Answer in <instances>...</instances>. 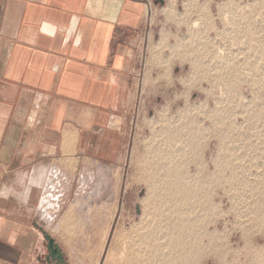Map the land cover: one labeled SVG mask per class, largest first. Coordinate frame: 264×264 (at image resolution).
Listing matches in <instances>:
<instances>
[{"label":"rangeland","instance_id":"1","mask_svg":"<svg viewBox=\"0 0 264 264\" xmlns=\"http://www.w3.org/2000/svg\"><path fill=\"white\" fill-rule=\"evenodd\" d=\"M146 1L151 30L128 114L127 153L98 185L83 175L69 182L60 212L77 206L78 215L49 219L61 217L73 246L87 243L81 249L91 264H129L124 234L142 215L173 214L192 216L207 233L196 264H264V0ZM161 152L173 156L176 170L147 165ZM162 173L181 175L186 189L162 187Z\"/></svg>","mask_w":264,"mask_h":264},{"label":"crops","instance_id":"2","mask_svg":"<svg viewBox=\"0 0 264 264\" xmlns=\"http://www.w3.org/2000/svg\"><path fill=\"white\" fill-rule=\"evenodd\" d=\"M147 6L146 0H2L0 264H91L82 251L87 243L73 246L61 217L49 219L44 189L57 180L67 189L79 175L98 185L122 164L151 30ZM99 189L87 196L90 203ZM73 208L57 215H78ZM45 233L59 245L61 262L46 260Z\"/></svg>","mask_w":264,"mask_h":264},{"label":"bare ground","instance_id":"3","mask_svg":"<svg viewBox=\"0 0 264 264\" xmlns=\"http://www.w3.org/2000/svg\"><path fill=\"white\" fill-rule=\"evenodd\" d=\"M167 129H168L167 131H170V128H167ZM174 136H176V133L174 134ZM172 157L173 156L170 155V153L161 152L159 154L158 159L154 161L148 160L146 161V163L147 165L161 164L163 169L165 166H172V168L168 170L173 171L172 170L173 167L177 166L178 163H175L174 158ZM174 168L176 170V167ZM154 179H155L154 173H150V176L147 178V180H145L148 185V188L151 189L152 191H154L155 184H156V181ZM158 179L160 180L161 184L163 185L162 187L164 188H167V189L171 188L172 190L174 188H179V189L185 188L184 186L185 184L183 180L184 178H182L181 175L179 174L175 177L172 174L170 175V174L162 173V175H160ZM172 194H173V191H172ZM189 194L191 193L189 192ZM51 204L52 203H48L47 206H51ZM140 217H141V220H139L140 225L138 226V224H136L134 226V227L137 226L135 228L136 230L135 231L132 230V233L130 232L128 234H124V239L126 243L125 248L127 250L126 256L129 261V264H196L197 259L204 256V251L206 250V245H208V243L203 242V235L204 234L206 235L207 233H202L203 231L202 232L197 231V229L195 228L196 226H195V222L192 216L183 215V214L182 215L173 214L171 216L170 215H165V216L164 215H142ZM139 227H142V228L139 229ZM109 257L112 258V255L110 254Z\"/></svg>","mask_w":264,"mask_h":264},{"label":"built area","instance_id":"4","mask_svg":"<svg viewBox=\"0 0 264 264\" xmlns=\"http://www.w3.org/2000/svg\"><path fill=\"white\" fill-rule=\"evenodd\" d=\"M57 173H54L52 177H56ZM65 184V181H62ZM43 205L46 207L48 203H52L51 215H57L61 211V206L64 203V196L66 194V187L60 182L55 181L54 183H49L44 189Z\"/></svg>","mask_w":264,"mask_h":264},{"label":"water","instance_id":"5","mask_svg":"<svg viewBox=\"0 0 264 264\" xmlns=\"http://www.w3.org/2000/svg\"><path fill=\"white\" fill-rule=\"evenodd\" d=\"M160 3H163V0H158ZM44 238L47 242L46 249H47V255L46 260L47 261H59L61 262L63 260V254L59 247V245L55 242L54 238H52L48 233L44 234Z\"/></svg>","mask_w":264,"mask_h":264}]
</instances>
